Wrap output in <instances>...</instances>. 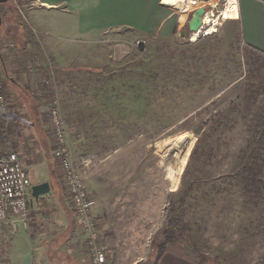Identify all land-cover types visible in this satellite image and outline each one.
I'll list each match as a JSON object with an SVG mask.
<instances>
[{"label": "rangeland", "instance_id": "obj_1", "mask_svg": "<svg viewBox=\"0 0 264 264\" xmlns=\"http://www.w3.org/2000/svg\"><path fill=\"white\" fill-rule=\"evenodd\" d=\"M18 1L0 5L4 16L0 45L10 43L9 53L14 56L2 57L3 62L9 59L14 65L3 70L14 81L6 78L7 101L0 113L14 116H3L8 125L3 134L11 136L15 144L21 137L28 147L31 184H50L49 196L39 197V201L30 197L28 202L54 224L47 232L56 246L50 255L58 262L76 259L81 249L91 264L89 233L73 221L54 157L58 147L54 110L73 164L86 179L94 201L89 181L99 183L103 206L94 203L92 211L96 207L100 211L110 202L117 208L112 216L92 214L98 223L96 242L104 248L108 261L112 259L108 250L113 255L115 249L106 242L117 250L122 247V253L128 246L125 244L138 242L137 246L155 255L152 242L157 241L165 224L169 200L176 198L173 193L180 189L198 139L195 132L208 129L205 119L218 112L234 117L246 96L247 72L232 5L227 0L224 19L215 22L210 35L193 41L180 33L151 37L121 29L86 41L72 40V46L62 48L38 31L29 14L32 10ZM195 2L185 0L187 11L199 6ZM229 140H210L216 150L209 157L198 155L193 160L198 177L210 185L207 190L212 189L213 175L230 169L232 152L244 145V134L237 132L236 138ZM186 149L185 164L173 186L167 170L177 165ZM10 150L18 153L15 148ZM56 195L59 201L65 199L68 209L55 200ZM240 201L237 193L223 197L213 192L193 201L194 223L187 242H176L167 249L193 259L198 252L207 254L212 264H264V210H249ZM60 243L65 245L58 248ZM112 260L118 264L116 253Z\"/></svg>", "mask_w": 264, "mask_h": 264}, {"label": "crops", "instance_id": "obj_2", "mask_svg": "<svg viewBox=\"0 0 264 264\" xmlns=\"http://www.w3.org/2000/svg\"><path fill=\"white\" fill-rule=\"evenodd\" d=\"M178 1L182 0H31L23 5L32 10L29 14L34 26L37 25L42 35L48 34V40L51 39L58 46L62 45V48H67L74 44L72 40L86 41L121 29L132 30L151 37H169L180 33L181 26L195 8H190L189 10L192 11H189L186 17H181ZM229 2L232 5L231 13L235 16L232 20H238L240 24L242 43L264 52V0H229ZM187 9L184 8L185 11ZM65 41L70 42L65 43ZM3 64H7V67H14L9 59ZM12 81H14L13 78ZM5 115L14 119L12 115L3 113V116ZM6 131L7 128L1 132L3 134ZM6 134H3L2 151L7 152L15 148L22 159L23 167L29 173L31 163L28 160L27 145L21 137H18V142L15 144L13 138ZM89 182L93 189L95 203L98 207L103 206L104 197L98 186L99 183L95 179ZM48 194H51V191ZM55 200H58L57 195ZM58 202H61L64 208H69L65 204V199L58 200ZM112 204L110 202L108 207H102L100 211H97L98 207L93 211L91 209V213L95 216L101 214L112 216L117 209ZM34 208L33 204L29 205L31 214L28 220L24 222L16 218L14 227L11 221L0 223V244L7 264H88V259L80 253L81 249L76 259L64 258L60 262L56 261L57 258L53 259L50 252L56 246L51 244L47 232L52 231L50 229L54 228V224L46 217L43 219L40 209ZM137 243L125 244L128 246L124 247L123 253L121 252L122 247L117 250L116 246L108 242L106 245L115 249L114 254L116 253L118 264H144L150 261L153 256L152 251L150 252L149 249L145 251V248L141 245L137 246ZM63 245L65 243H60L57 247L60 248ZM108 252L113 259V251L108 250ZM112 259L109 264H113ZM157 264L198 263L183 254L167 249Z\"/></svg>", "mask_w": 264, "mask_h": 264}, {"label": "trees", "instance_id": "obj_3", "mask_svg": "<svg viewBox=\"0 0 264 264\" xmlns=\"http://www.w3.org/2000/svg\"><path fill=\"white\" fill-rule=\"evenodd\" d=\"M29 1L31 0H19L18 2L23 6ZM0 17L3 19V14H0ZM233 22H235L240 38L241 55L246 66L247 75L244 87L246 96L241 101L242 106L237 109L239 112L234 117L228 112H218L205 119L204 122L208 129H202L201 124L202 131L195 132L198 139L184 169L180 189L173 193L176 198L169 200L165 224L157 241L152 242L151 248L155 249V255L152 251L153 259L144 264H157L168 246L176 242H187L194 223L192 219L194 203L192 202L204 199L210 192L223 197L237 193L241 204L249 206V210L259 208L264 210V52L242 43L240 24L238 20H233ZM240 113L246 114L240 115ZM186 120L189 122V117ZM5 126L6 121L0 113V131ZM237 132H243L244 145L232 152L230 169L216 176L213 175L212 189L207 190L210 185L204 184V180L198 177V170L192 168L193 160H196L198 155L209 157L216 150L210 145V140L214 143L222 140L230 142L229 138L234 140ZM221 148L219 147V150ZM188 246L195 253V248L192 245ZM187 257L190 256L187 255ZM191 259L198 264L213 263L209 255L199 252L195 259Z\"/></svg>", "mask_w": 264, "mask_h": 264}, {"label": "built area", "instance_id": "obj_4", "mask_svg": "<svg viewBox=\"0 0 264 264\" xmlns=\"http://www.w3.org/2000/svg\"><path fill=\"white\" fill-rule=\"evenodd\" d=\"M226 3L227 0H203V3L199 5L205 6L202 25L196 33L190 34L186 38L193 41V35H196V39L210 35L216 25L215 22L219 18L224 19L222 10ZM10 47L11 44L8 42L0 45V110L7 101L5 88L6 73L3 72L4 64L2 56L6 55L11 58L12 54L9 53ZM53 122L55 125L56 142L58 144L57 149L54 151V157L61 170L62 185L67 192L69 205L73 211V221L78 228L86 230L89 233L87 243L91 251V264H109L104 248L96 242L98 238V233L96 232L98 223L91 213L95 201L89 196L90 191L86 179L73 164L66 143L64 129L55 110L53 111ZM31 185L30 176L23 167L19 154L12 150L3 152L0 140V223L11 221L14 227L16 218L24 222L28 220L30 216L28 202L31 197ZM0 264H7L2 258L1 245Z\"/></svg>", "mask_w": 264, "mask_h": 264}, {"label": "water", "instance_id": "obj_5", "mask_svg": "<svg viewBox=\"0 0 264 264\" xmlns=\"http://www.w3.org/2000/svg\"><path fill=\"white\" fill-rule=\"evenodd\" d=\"M208 1V0H206ZM8 0H0V4H5L7 3ZM205 13V6H198L195 8L187 21L184 24V27L180 30V36L181 37H188L190 34L196 33L199 28L202 25V17ZM0 25H1V17H0ZM139 49H143L142 43L139 45ZM31 198L38 201L39 197L47 195L50 192V184L48 181H43L34 185H31V190H30Z\"/></svg>", "mask_w": 264, "mask_h": 264}, {"label": "bare ground", "instance_id": "obj_6", "mask_svg": "<svg viewBox=\"0 0 264 264\" xmlns=\"http://www.w3.org/2000/svg\"><path fill=\"white\" fill-rule=\"evenodd\" d=\"M195 1H196L195 2L196 5H199V3H203V0H195ZM231 1H234V0H231ZM184 2H185V0H184ZM185 7H186V3H181L179 5L181 17L186 16L187 13L189 12L187 10L186 11L184 10ZM212 30L213 31L215 30V26ZM195 38H196V35H193L192 40H195ZM171 145H172V142H171ZM182 145L183 144H180V147H182ZM187 153H188V149H186L184 151V154L178 158L177 165L175 167H170L167 170L168 177L171 179L173 186L177 184L176 174H178L181 171L183 165L185 164Z\"/></svg>", "mask_w": 264, "mask_h": 264}, {"label": "flooded vegetation", "instance_id": "obj_7", "mask_svg": "<svg viewBox=\"0 0 264 264\" xmlns=\"http://www.w3.org/2000/svg\"><path fill=\"white\" fill-rule=\"evenodd\" d=\"M8 58H10V57H8ZM6 65H7V64H5L4 67H7ZM5 76H6V78H9V80L11 81L12 78L8 77V74H7V73H6Z\"/></svg>", "mask_w": 264, "mask_h": 264}]
</instances>
